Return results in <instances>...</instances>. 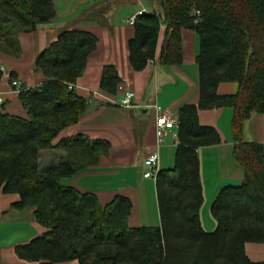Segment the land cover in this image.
I'll return each mask as SVG.
<instances>
[{
    "label": "trees",
    "instance_id": "trees-1",
    "mask_svg": "<svg viewBox=\"0 0 264 264\" xmlns=\"http://www.w3.org/2000/svg\"><path fill=\"white\" fill-rule=\"evenodd\" d=\"M157 1L161 11L136 15L135 35L128 43L135 71L155 60L163 27V65L183 64L184 29L193 30L200 41V100L179 108L174 167L160 170L156 180L161 224L131 227L128 197L118 195L104 205L97 194L62 183L97 165L111 149L109 142L83 134L56 143L88 109L89 101L75 85L99 42L90 31L66 30L36 58L44 81L19 92L27 117L0 105V190L18 195L14 208L33 209L46 229L16 247L20 259L41 264H264L252 262L245 249L246 243L264 242V145L244 138L246 121L264 114V0ZM56 15L53 0H0V43L18 42L20 33L36 31ZM3 76L0 64V81ZM10 78L13 82L17 75L12 72ZM225 82L237 83L238 91L219 94ZM121 84L116 66L105 65L101 92L116 97ZM227 107L233 110V157L245 178L220 191L211 207L217 228L206 232L198 151L221 144L222 137L215 127L201 124L199 113ZM54 149L67 154L43 175L40 155Z\"/></svg>",
    "mask_w": 264,
    "mask_h": 264
},
{
    "label": "crops",
    "instance_id": "crops-1",
    "mask_svg": "<svg viewBox=\"0 0 264 264\" xmlns=\"http://www.w3.org/2000/svg\"><path fill=\"white\" fill-rule=\"evenodd\" d=\"M53 1L57 8L55 19L40 25L36 31L20 34L25 50L21 49L18 57L3 59L7 60L9 66L2 61L5 72L0 81V105L5 103L3 110L7 113L16 115V110H19L23 115L17 116L27 117L10 74L15 73V80L23 86L35 87L44 81V76L36 70V58L58 39L60 33L78 29L97 35V50L90 57L84 76L75 85L77 93L89 101L88 109L77 124L61 133L56 143L79 134L92 140L109 142V154L102 157L97 165L76 175L75 181L81 182V185L73 186L97 194L104 205L118 195L128 197L133 203L130 226L157 227L161 219L156 180L145 177L149 169L144 161L151 153L158 151L160 170L173 168L178 130L175 128L167 132L163 144L158 146L154 106L169 109L176 115L183 105L199 103L196 58L200 41L193 30L184 29L183 64L163 65L159 59L164 40L163 27L154 63H149L143 71H135L130 64L128 48L135 30L128 21L138 13L149 10L148 5L141 0H132L136 4L130 8L128 19L120 26L117 21H109L110 16L106 11H99L102 5H93L98 0ZM114 1L119 5L120 0ZM150 5L154 10H162L157 0H152ZM109 64L116 66L122 78L116 97L100 90L103 68ZM128 91H133L136 96L130 107L122 106L120 102ZM237 91L238 84L233 82L221 83L218 88L221 95H231ZM232 116L233 110L228 107L200 110L199 113L201 124L215 127L222 137L221 144L198 151L204 195L201 222L206 232H214L217 228L211 207L220 191L229 186L241 185L245 178L244 169L233 157ZM244 138L264 145V114H253L246 121ZM66 154V151L60 154L61 158ZM19 199L18 195L4 194L0 190V264H41L20 259L16 254L17 246L27 244L46 232L36 221L33 209L20 211L14 208V203ZM209 212L213 218H209ZM245 249L252 262L264 263V242L246 243Z\"/></svg>",
    "mask_w": 264,
    "mask_h": 264
},
{
    "label": "rangeland",
    "instance_id": "rangeland-1",
    "mask_svg": "<svg viewBox=\"0 0 264 264\" xmlns=\"http://www.w3.org/2000/svg\"><path fill=\"white\" fill-rule=\"evenodd\" d=\"M141 1H142V3L148 5L149 10H147V11H149V12L157 11L158 12V10H154L153 8H150L151 7L150 2L152 0H141ZM93 3H94L93 5H95V6L102 5L99 7V11H106V13L109 14V16H110L109 21H113V22L117 21L118 24H120V26H121V24H124L125 19H128L130 8L136 4V3H132V0H120L119 5H117V3L114 0H98L96 2V4H95V2H93ZM20 34H23V32ZM20 34L17 37V39L19 38V40H18L19 42L14 40L13 42L2 41L0 43V64H2L4 62L6 65H8L7 60L3 61V59H5V57H12V58L18 57V55L20 54L18 47L21 46L22 47L21 49L25 50V47L22 46L23 41H22ZM196 37H197V40L199 41V35L198 34H196ZM198 47L200 49L199 44H198ZM15 114L21 115V116L23 115L22 112H20L19 110H16ZM60 154H65V150L56 149L54 151H50V150L43 151L41 153L40 159H39L40 173L45 175L53 167L59 165L60 160L62 159L61 158L62 155H60ZM151 179L154 180L153 178H151ZM62 183L66 186L81 185V182L75 181V177L64 179L62 181ZM209 216H210L209 218H213L210 212H209ZM204 219H205V216H204Z\"/></svg>",
    "mask_w": 264,
    "mask_h": 264
},
{
    "label": "built area",
    "instance_id": "built-area-1",
    "mask_svg": "<svg viewBox=\"0 0 264 264\" xmlns=\"http://www.w3.org/2000/svg\"><path fill=\"white\" fill-rule=\"evenodd\" d=\"M197 15H200V12L197 11ZM136 21V16H133L128 21L130 25H134ZM155 60H151L150 63H154ZM2 70L5 72V68L2 67ZM13 87L15 90L19 93L24 90V86L19 83L18 81L12 82ZM135 93L133 91H128L123 96L120 105L130 107L133 103V100L135 98ZM156 110V126H157V137H158V146H161L163 144V138L167 135V132L170 130H173L175 128H178V117L177 115L173 114L171 110L169 109H163L158 105L154 106ZM159 152L155 151L151 153L144 161L145 165L148 167L149 171L145 174L146 178H153L154 180H157L158 174L160 172L159 168Z\"/></svg>",
    "mask_w": 264,
    "mask_h": 264
}]
</instances>
